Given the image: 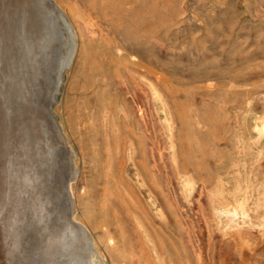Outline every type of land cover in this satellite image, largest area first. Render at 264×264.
I'll return each instance as SVG.
<instances>
[{
	"label": "rangeland",
	"instance_id": "1",
	"mask_svg": "<svg viewBox=\"0 0 264 264\" xmlns=\"http://www.w3.org/2000/svg\"><path fill=\"white\" fill-rule=\"evenodd\" d=\"M38 10L63 12L74 36L50 110L64 142L48 117V173L33 187L43 195L19 200L22 208L14 195L15 205L1 209L7 220L0 217V246L13 241L6 243L9 252L0 248L1 264H36L37 252L47 242L52 248L70 218L89 230V243L105 264H242L222 239L213 206L220 197L218 179L228 181V195L236 175L248 171L264 148L251 143L254 124L264 117V0H41ZM58 57L55 51L50 62ZM150 83L174 117L186 183L171 167L165 116ZM129 152L158 196L163 220L154 217L146 193L127 189L132 182L126 187L114 172ZM263 168L264 160L260 176ZM36 199L45 206H36ZM25 210L33 212L29 221ZM12 218L22 230H14ZM145 230L162 259L148 250ZM12 233L21 235L17 246ZM251 233L241 246L253 254L243 264H264V228ZM48 264L66 263H49L48 257Z\"/></svg>",
	"mask_w": 264,
	"mask_h": 264
},
{
	"label": "bare ground",
	"instance_id": "2",
	"mask_svg": "<svg viewBox=\"0 0 264 264\" xmlns=\"http://www.w3.org/2000/svg\"><path fill=\"white\" fill-rule=\"evenodd\" d=\"M0 4L8 9L0 11V217H2L3 212L1 209L14 200L12 198L14 195V198L18 199V204H21L20 202L24 201L19 202V200L29 199L28 196L33 193L37 194V189H33L34 184L39 176L48 173V117L51 119L53 126L57 128L56 132L60 142H64L50 110L56 101V95L60 91L62 72L72 58L74 36L71 33L72 26L63 12L60 10L49 12L48 10H38L41 0H0ZM55 51H58L59 59L56 63H52L50 59ZM141 77L146 80L143 74ZM150 84L154 100L165 116L171 167L179 182L186 183L189 175H187L188 170L185 169L180 160L182 146L178 143L175 135L174 117L169 112V108L164 101V95L159 87L153 83ZM254 125L255 138L251 143L255 147L262 143L264 147V117ZM263 160L264 148L258 152L248 171L243 175L240 173L236 175L234 178L236 183L232 191L228 192V195L224 194V190L227 187L228 190H231V187L227 185L228 181H225V178H219L216 184L219 186L218 194L220 197L217 200L218 206H213V209L218 218V225L222 230V239L233 245L238 260L242 264L250 259L253 254L246 253L241 246L242 241L252 234V229L256 227L264 228V168L261 170V176L259 174V168ZM111 164L113 167L114 162ZM38 167L42 169L38 170ZM114 172L120 176V183L126 187V182H132V186L127 187V189L134 187L140 194L144 195L146 193L149 208L153 211L154 217L163 220L164 210L160 200L154 190L148 186L144 171L131 152L128 153L120 168L117 167ZM69 190H71L70 187ZM64 191L69 195L66 187H64ZM38 194L37 196L40 195V197L43 195ZM30 199L29 201H32ZM38 200H35L36 206L40 204L39 201H42ZM45 202H48V200ZM211 202L214 204L215 200L212 198ZM12 203L11 205H15ZM25 204L28 205V203ZM69 204L67 216L71 217L74 211L71 203ZM40 205L43 207L44 204ZM21 206L22 204L19 207L22 208ZM19 207L17 209L21 211L22 209H19ZM26 208H29V206ZM31 209L36 216L43 215L40 214L42 211L40 213L38 210V213L35 211L37 208H34L35 210ZM16 211V207H12L11 212ZM32 211L29 212L33 213ZM29 212L26 211L25 214L27 215H25V219L23 217L24 220H27L28 217L29 221L31 218V214L28 216ZM19 214L21 215L20 217L17 216L19 217L17 221L19 220L23 224L22 219L20 220L22 213ZM144 214H146L150 223L153 222L148 212L144 211ZM261 215L262 219L259 222L254 221V218ZM3 219V221L7 220L6 218ZM14 220L16 221V219ZM15 221L13 222L14 228L17 225L15 224L17 221ZM27 222L24 221L25 224ZM23 226L25 225L23 224ZM140 226L144 228V225L140 224ZM16 227L14 230L21 229V226L18 227L17 225ZM23 231L25 232V228ZM21 232L19 231L20 234ZM5 233L1 237H4ZM18 236L14 235L13 240ZM90 239L89 230L84 224L70 218L67 229L61 232L56 240H53L51 249L48 250V242L47 244L44 242L46 245L42 246L40 251L37 252L36 264H48V257L49 263L61 261L66 264H89L92 261L94 264H105L104 256L91 246ZM17 241L15 242L16 246ZM145 241L150 253L155 258L162 259V253L157 243L147 231L145 232ZM11 242L6 243L11 245ZM84 242L89 245L90 253H87ZM252 242H254L252 243V249H255V241ZM6 243L3 244V248L1 246L0 248H6ZM107 245L112 251L116 250V241L113 236H108ZM257 247L262 246L257 245ZM8 248H6L7 252H9ZM2 260L0 258V264Z\"/></svg>",
	"mask_w": 264,
	"mask_h": 264
}]
</instances>
